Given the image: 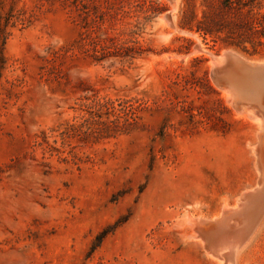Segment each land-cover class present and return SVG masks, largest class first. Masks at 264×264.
I'll return each instance as SVG.
<instances>
[{"label": "rangeland", "instance_id": "374dc122", "mask_svg": "<svg viewBox=\"0 0 264 264\" xmlns=\"http://www.w3.org/2000/svg\"><path fill=\"white\" fill-rule=\"evenodd\" d=\"M111 1L0 0V264H223L195 219L260 187L264 101L237 102L212 55L264 44L199 28L222 0ZM97 30L128 49L97 58ZM257 226L234 264H264Z\"/></svg>", "mask_w": 264, "mask_h": 264}, {"label": "trees", "instance_id": "16d2710c", "mask_svg": "<svg viewBox=\"0 0 264 264\" xmlns=\"http://www.w3.org/2000/svg\"><path fill=\"white\" fill-rule=\"evenodd\" d=\"M54 2L56 0H41ZM63 5H67L72 11H83L90 15V2L94 0H57ZM109 5H113L111 0H105ZM101 15H105L101 12ZM100 28V27H99ZM199 28L205 34H216L214 42L223 40L226 46L238 47L248 50L247 43L252 47L264 44V0H222V5H214L213 10L204 12V17L200 20ZM224 33V35H221ZM93 49L97 58H102L104 54L117 48V51H125L128 47L118 40V36L99 33L92 38ZM99 53V54H98Z\"/></svg>", "mask_w": 264, "mask_h": 264}, {"label": "water", "instance_id": "95a60500", "mask_svg": "<svg viewBox=\"0 0 264 264\" xmlns=\"http://www.w3.org/2000/svg\"><path fill=\"white\" fill-rule=\"evenodd\" d=\"M212 58L215 61L214 66L212 67V77L214 81L219 85H228L232 87L235 92L237 102L242 99L241 97H245V99H251L248 90L250 84L257 83L264 86V63L251 62L249 59L243 57V55L233 50H226L219 55L213 54ZM262 191H264V185L260 183V187L254 192L246 194V197H249L250 195L251 198H245L247 201L245 208L224 213L218 224L214 222V225H212L211 228H207L209 231L204 233L207 244L209 246L212 245L217 247L214 239L217 238V236L219 237V231H217L216 228L220 225L231 228L233 226L230 223L231 220L235 221L236 219H246V217H248L250 214V201L262 193ZM214 227L216 228L211 231V229Z\"/></svg>", "mask_w": 264, "mask_h": 264}, {"label": "bare ground", "instance_id": "6f19581e", "mask_svg": "<svg viewBox=\"0 0 264 264\" xmlns=\"http://www.w3.org/2000/svg\"><path fill=\"white\" fill-rule=\"evenodd\" d=\"M229 89L235 95V92L232 89V87H230ZM248 90H249V95H250V98L251 99H249V98L248 99H245V97H241L242 100H245V102H248V103H252L253 102L254 104H256V103L257 104L258 103H262L264 101V86H262L261 84L253 83V84H250L249 85V89ZM234 98H236V97H234ZM235 100H237V98ZM258 105H260V104H258ZM244 106H246V104ZM247 107H249V105ZM242 108L244 109L245 107H242ZM261 110H263V109H261ZM250 111H252V109ZM255 116H256V114H255ZM260 119H261V116H260ZM262 127H263V125H262ZM263 147L264 146L262 144H258L257 151L261 152V149ZM261 153H259V155H260V164H261L262 167H264V160L262 159L263 154H261ZM261 178H262V184L264 185V176L261 175ZM255 190L252 189L251 191H247L246 193H244L242 195V200H240L238 203H236L235 206H233L231 208L229 206H226L225 207V211L231 212V211H237V210L243 208L247 204V201L245 200V198H247V199H250L251 198L250 195H249L250 198L249 197H246L247 196L246 194H249L251 192H254ZM259 195H260L259 197L262 196V199L259 198V199H261V201L259 202V205H258L257 209L252 208L249 211L250 214L244 220H238V219H236L234 221V226H232L231 228H228V227L224 228L223 227V231L219 234V237L217 236V238L214 239L215 243L217 244V247H214V246L210 245V247H212L213 252L217 255L218 259L222 260L223 264H234L233 263V260H234L235 257L233 258V256L231 257V255H234L233 253L239 248V246H241V244L248 237H250L251 235L254 234L253 232L255 231L256 226L259 224V222H260V220L262 218L263 212H264L263 211L264 210V191H262V193H260ZM253 205H254V203H252L251 206H253ZM255 206H257L256 203H255ZM195 222L197 223V226H199V228H200V234L202 236H204V230H206V226L204 224L205 220L202 219V218H199V219H195ZM208 231H209V229H208ZM223 246H226L227 247V251H225V252L228 254V257H226L223 254V252H224V251H222V247ZM224 250H226V249H224ZM216 255H215V258H216Z\"/></svg>", "mask_w": 264, "mask_h": 264}]
</instances>
